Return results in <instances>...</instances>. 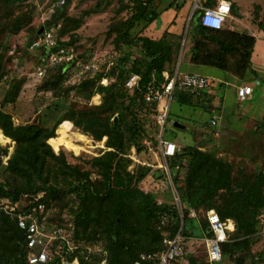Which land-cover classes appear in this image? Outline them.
I'll return each mask as SVG.
<instances>
[{
	"label": "trees",
	"instance_id": "obj_1",
	"mask_svg": "<svg viewBox=\"0 0 264 264\" xmlns=\"http://www.w3.org/2000/svg\"><path fill=\"white\" fill-rule=\"evenodd\" d=\"M11 1L20 4L28 2ZM52 1H63L65 4V0ZM152 1L129 0L132 4L131 16L126 21L122 34H118L114 41L117 49L120 48L118 45L122 44L124 48L135 47L140 50L146 67L144 73L139 75L137 89L130 93L125 88V83L133 74L132 68H127L129 65L127 55L119 59L108 74L114 82L96 91L99 96H103V108L122 98L124 104L120 108L124 114L114 116L110 122V118L100 117L91 112L68 110L52 130L36 121L33 124L16 126L10 122L3 134L0 131V136L5 142L10 139L15 143L13 153L5 167L2 166L0 159L2 178L0 201L8 200L11 204L25 203L29 208L37 195L43 193L44 198L39 203L52 204L55 207L56 203L62 204L73 219L75 243L82 248L102 243L106 264H133L142 254L161 253L164 250V240L173 239L180 229V218L175 207L164 200L171 192L165 170L160 169L162 177L155 179L156 189L153 191L131 186L128 179L127 181L116 179L122 175L117 165L127 164L122 157L132 147L126 137L145 134L138 113L149 114L156 128H159L154 119L155 109L144 102L142 94L150 83L162 82L166 66L173 62L175 51L177 52L180 47L179 45L175 47L168 41L167 32H164L159 40L137 37L158 18L157 13L150 7ZM218 1L199 0V5L214 8ZM173 5L174 3L170 4V8ZM199 14L200 11H195L192 19L194 33L191 32L190 42L193 43L186 50L190 56L189 63L194 67H207L235 75L234 77L242 80L250 68L255 38L223 27L220 30L205 29L199 23ZM231 15L239 17L238 8L233 4ZM73 23V30L80 27L79 20ZM40 29L35 31L34 37ZM5 31V28H1L0 36ZM65 33V30H61L60 35L64 36ZM7 34L11 36L12 31ZM1 41L0 49L3 46ZM29 43L28 40L27 44ZM71 44L72 41L63 43L57 40V47L70 48ZM185 45L186 40L183 53ZM26 51L31 52L28 46ZM76 60L85 62L86 59L76 57ZM56 70L58 73L52 86L59 88L63 76L71 73L73 68L65 64ZM4 75V59L0 53V80ZM87 76L91 77L79 86L81 89L98 83V80H94L95 75ZM92 94L93 91L89 96ZM205 94L206 92L193 96L177 91L173 94V100L180 106L192 107L193 100H199ZM136 109L140 111L136 112ZM73 130L89 135L96 142L107 138L106 145L112 151L91 159L88 164L96 171L99 180H90V170L69 165L62 153L59 155L54 153L64 148L70 141L81 140L85 145L88 144L85 136ZM176 147L178 149L176 156L168 158L166 163L170 172L176 170L173 182L177 186L184 211L182 235L212 237L207 231L208 223L205 216L208 211H214L221 222L231 221L233 225V231L227 233V241L221 245L222 260L219 264L225 259H228L229 264H245L247 260L254 264L264 262V250L258 253L257 257L249 253L254 245V236L259 231L261 223L259 216L264 212V175H258L253 182L249 180L236 182L231 178L230 166L223 161L198 148ZM1 153L6 156L7 149L0 148ZM183 168L185 173L181 174ZM180 183L182 186H179ZM157 195H162L163 201L160 204ZM190 209L195 213L203 211V219H189L187 214ZM162 215L168 217L165 226L160 225ZM24 246L23 232L18 229L16 222L6 211L0 210V264H22L25 257ZM76 255L69 257V261ZM101 259L102 257H93L86 262L79 257V262L98 264ZM187 264L207 263L203 259L188 258Z\"/></svg>",
	"mask_w": 264,
	"mask_h": 264
},
{
	"label": "rangeland",
	"instance_id": "obj_2",
	"mask_svg": "<svg viewBox=\"0 0 264 264\" xmlns=\"http://www.w3.org/2000/svg\"><path fill=\"white\" fill-rule=\"evenodd\" d=\"M227 1L237 6L239 17H233L230 12L223 29L246 33L255 38L250 68L242 80L234 77L235 75L207 67H194L189 63L190 56L186 50L193 43L190 40L191 32L194 33L191 2L153 0L150 7L157 13L158 18L137 37L159 40L164 32H167L168 41L175 47L180 46L178 51H175L173 62L166 66L165 71L168 75L177 71L186 72L207 77L213 82V86L219 81L217 79L223 82L220 87L209 88L210 92L203 98L193 100L192 107L180 106L172 98L163 140L175 144L180 149L191 147L209 153L230 166L232 180L253 182L258 175H264V0ZM37 2L36 8L33 5L34 0L22 4L11 0H0V29H6L0 36L3 45L0 53L4 59L5 74L0 80L1 133L3 134L10 122L16 126L33 124L37 121L41 126L52 130L68 110L91 112L100 117L110 118V122L115 118L114 116L124 114L120 108L124 104L122 98L103 108V96H94L101 87L98 83L81 89L79 86L91 76H80L78 69H73L71 73L64 75L59 88L52 85L58 73L56 69L63 66L62 63L48 69L46 67L45 77L41 80L36 79L33 73L36 71V61L40 52H28L26 48L27 41L34 37L35 31L45 26V29L51 30L56 41L60 40L63 43L72 41V47L67 48L73 49L76 57H84L85 62L94 60L101 64L100 72L107 73L106 77L119 59L127 55L129 56L127 68H132L133 74L142 75L146 64L139 48L127 49L119 44L120 48L117 49L114 43L118 34H122L125 23L131 16L132 4L129 0H65V4H61V1L48 2V0H36ZM172 3L174 5L170 8ZM41 18L46 21L42 23ZM70 20L73 22L79 20L80 27L73 30L74 23ZM61 30L66 31L64 36L60 35ZM10 31L12 35H6ZM108 79L111 81L107 82L108 85L114 82L111 77ZM239 86H248L252 89V94L245 101H239L236 97ZM92 91L93 94L89 96ZM219 92L222 94L219 95ZM145 115L147 114L143 112L138 113L145 134L126 137L132 147L122 157L127 164L124 166L118 162L120 164L117 168L122 175L116 179L119 181L128 179L131 186L144 191H153L156 189L155 179L162 177L159 169L161 166L167 168L166 179L170 190L174 188L178 192L173 182L176 170L170 172L168 164L159 155L158 136L161 130L156 128L149 114L146 117ZM212 121H215L216 125L213 126ZM174 123L183 126L184 129L175 128ZM73 131L85 136L88 144L81 145V151L77 155L63 147L54 153L57 155L62 153L69 165L90 170V180H99L96 171L88 164L91 159L112 151L106 145L107 138L104 137L100 142H96L87 134H82L78 130ZM14 147V142L10 139L5 142L0 136V148L7 149L6 156L0 154L3 167L7 165ZM184 164L186 165L187 162ZM180 173L184 174L185 168ZM179 186H182V183ZM166 198L164 197V200L173 205L172 192L166 195ZM159 200L163 201L162 195L158 196ZM56 204V208L62 210L61 213L67 211L62 204ZM12 205L8 200L0 201V208L4 210ZM202 215L203 211H196L197 220L203 219ZM259 220L261 222L259 231L254 236V245L249 252L255 257L264 250V212L259 216ZM191 238L186 245V260L188 258L204 260V243L199 237L191 236ZM94 245L103 244L99 242ZM229 263L228 259L222 261V264ZM245 264L254 263L247 260ZM255 264H264V262Z\"/></svg>",
	"mask_w": 264,
	"mask_h": 264
},
{
	"label": "built area",
	"instance_id": "obj_3",
	"mask_svg": "<svg viewBox=\"0 0 264 264\" xmlns=\"http://www.w3.org/2000/svg\"><path fill=\"white\" fill-rule=\"evenodd\" d=\"M192 3V13L200 11L199 23L209 30L222 29L226 19L231 12V3L226 0H219L214 8H204L199 5V0H183ZM52 2V0H48ZM63 4V1L60 2ZM35 7L38 2L34 0ZM37 8V7H36ZM42 19V18H41ZM42 19V23H44ZM41 34L30 40L28 48L31 52H40L36 61V71L33 73L36 79L41 80L45 77L47 67H53L58 63L68 64L70 68L78 69L80 76L84 75H102L99 77L98 86L106 87L108 85L107 73L100 72V65L94 60L80 62L76 60L75 53L65 47H57V41L51 33V30L41 27ZM49 65V66H48ZM114 65V64H113ZM111 80H114L111 78ZM140 76L132 74L125 83L128 92L133 93L138 87ZM111 82V81H110ZM211 81L204 76L189 73L173 72L168 75L163 72V80L159 84L150 83L142 94L144 102L154 107V119L156 125L161 130L158 136L159 155L164 162L168 158H174L178 152L175 144L163 140V130L167 123L169 106L172 102L175 92H186L193 96H199L205 93L211 86ZM252 94L250 87H240L237 89V98L239 101H245ZM211 124L214 126L215 122ZM159 169L167 171V168L159 166ZM168 175V173L166 172ZM173 206L180 218V229L173 239L164 240V250L161 253L142 254L133 264H187L186 245L191 237L182 235L183 225V205L179 193L172 188ZM44 198V194H38L33 200L32 206L28 208L25 203H16L6 211L16 222L18 229L23 232L25 239V257L22 264H80L79 257L86 262L93 257H102L98 264H106L104 259L105 252L102 246L89 245L85 248L75 243V226L72 217L65 211L61 213L52 204L45 205L39 203ZM161 201H158L160 204ZM189 219L196 220L197 216L193 210L187 214ZM208 223V233L212 237H202L201 241L205 247L204 261L207 264H219L222 260L221 245L227 241V233L233 231L231 221L221 222L219 216L214 211L206 213ZM168 223V217H160V225L165 226ZM231 228V229H230ZM77 254L72 261L69 257Z\"/></svg>",
	"mask_w": 264,
	"mask_h": 264
},
{
	"label": "bare ground",
	"instance_id": "obj_4",
	"mask_svg": "<svg viewBox=\"0 0 264 264\" xmlns=\"http://www.w3.org/2000/svg\"><path fill=\"white\" fill-rule=\"evenodd\" d=\"M81 145H85L83 141H70L69 143H66L64 148L74 152V154H79V152L81 151ZM231 229V228H230Z\"/></svg>",
	"mask_w": 264,
	"mask_h": 264
},
{
	"label": "crops",
	"instance_id": "obj_5",
	"mask_svg": "<svg viewBox=\"0 0 264 264\" xmlns=\"http://www.w3.org/2000/svg\"><path fill=\"white\" fill-rule=\"evenodd\" d=\"M183 2H185V1H183ZM188 49H189V48H188ZM188 49H187V50H188ZM96 76L100 77L101 75L99 74V75H96ZM96 76H95V77H96ZM200 76H201V75H200ZM209 80H210V79H209ZM217 80H219V81L216 82V85H215V86L220 87L221 85H223V82L220 81V79H217ZM98 81H99V79H98ZM210 81H211V80H210ZM211 83H212V84H211L210 88L215 87V86H213L214 84H213L212 81H211ZM240 87H243V86H239L238 88H240ZM245 87H246V86H245ZM247 87H248V86H247ZM238 88H237V89H238ZM208 90H209V89H208ZM208 90L206 91V93L210 92V91H208ZM220 93L222 94V92H219V95H220ZM208 95H209V94H208ZM94 96H95V97H98L99 95L96 93ZM236 97H237V90H236ZM237 99H238V98H237ZM214 119H215V118H214ZM218 124H219V125L221 124L220 121H219ZM215 125H216V122H215ZM190 210H192V209H190ZM190 210H189V211H190ZM189 211H188V212H189Z\"/></svg>",
	"mask_w": 264,
	"mask_h": 264
},
{
	"label": "water",
	"instance_id": "obj_6",
	"mask_svg": "<svg viewBox=\"0 0 264 264\" xmlns=\"http://www.w3.org/2000/svg\"><path fill=\"white\" fill-rule=\"evenodd\" d=\"M41 32H42V29L38 32V34H41ZM98 79H99L98 76H96V77L94 78V80H98ZM174 127L177 128V129H181V130L184 129L183 126H181V125H179V124H177V123H174Z\"/></svg>",
	"mask_w": 264,
	"mask_h": 264
}]
</instances>
